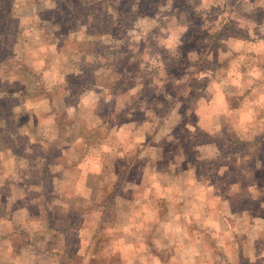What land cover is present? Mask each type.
I'll return each mask as SVG.
<instances>
[{"label":"rangeland","instance_id":"obj_1","mask_svg":"<svg viewBox=\"0 0 264 264\" xmlns=\"http://www.w3.org/2000/svg\"><path fill=\"white\" fill-rule=\"evenodd\" d=\"M26 195L11 261L264 264V0H0V214Z\"/></svg>","mask_w":264,"mask_h":264},{"label":"crops","instance_id":"obj_2","mask_svg":"<svg viewBox=\"0 0 264 264\" xmlns=\"http://www.w3.org/2000/svg\"><path fill=\"white\" fill-rule=\"evenodd\" d=\"M7 200V203H4V200H1V204L3 205V209L6 211V213L0 214V264H31L29 260L25 259V256H27V253L25 252H18L14 257V262L9 260L8 258L5 259L7 257H4V254L6 252L1 251L2 248H8L12 244L10 243L11 240H13L15 236H17V232L15 233L16 229H20V234L22 236L26 235L27 239H30L33 245L31 246L29 244H25L24 246L28 247L26 252L39 254V260H41V256L45 255V251H42L41 247L35 244L33 236L35 233L37 234L35 235L37 241L45 239V236L49 233L47 232V223L45 217H43L44 215H41L42 217H38L36 211H34V213L32 212V210L35 209V205H33L34 201L27 195L23 199L18 200L20 201L19 203H22V205L19 206V208H12V211L10 210V203H13V200L16 201L17 199L7 198ZM42 223L44 226L42 225ZM44 227L46 228V230ZM33 247L34 251L32 250ZM54 253H56V251Z\"/></svg>","mask_w":264,"mask_h":264}]
</instances>
